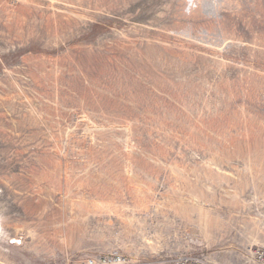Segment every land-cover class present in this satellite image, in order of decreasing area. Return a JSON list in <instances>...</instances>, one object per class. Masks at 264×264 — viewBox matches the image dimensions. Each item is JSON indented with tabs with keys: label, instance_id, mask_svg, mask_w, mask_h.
<instances>
[{
	"label": "rangeland",
	"instance_id": "obj_1",
	"mask_svg": "<svg viewBox=\"0 0 264 264\" xmlns=\"http://www.w3.org/2000/svg\"><path fill=\"white\" fill-rule=\"evenodd\" d=\"M264 247V0H0V264Z\"/></svg>",
	"mask_w": 264,
	"mask_h": 264
},
{
	"label": "built area",
	"instance_id": "obj_2",
	"mask_svg": "<svg viewBox=\"0 0 264 264\" xmlns=\"http://www.w3.org/2000/svg\"><path fill=\"white\" fill-rule=\"evenodd\" d=\"M69 264H210L205 258L179 255L176 257H160L154 259L126 256L118 252L101 255H82ZM243 264H264V247L248 251Z\"/></svg>",
	"mask_w": 264,
	"mask_h": 264
}]
</instances>
